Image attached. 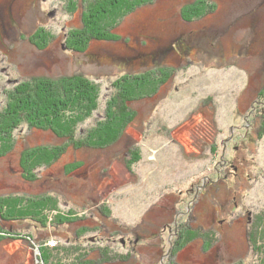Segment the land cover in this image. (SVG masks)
Returning <instances> with one entry per match:
<instances>
[{
  "label": "rangeland",
  "instance_id": "1",
  "mask_svg": "<svg viewBox=\"0 0 264 264\" xmlns=\"http://www.w3.org/2000/svg\"><path fill=\"white\" fill-rule=\"evenodd\" d=\"M197 1L154 0L121 21L117 41L73 53L65 37L81 27L77 0H0V107L21 81L84 74L102 99L81 135L103 120L116 80L160 67L174 75L132 105L119 142L67 146L32 182L21 155L65 142L26 126L14 132L0 158V199L50 197L57 210L45 224L10 223L20 237L0 242V264H43L42 248L67 264H121L110 261L128 254L130 264H169L190 225L206 239L184 244L175 263L264 264V136L256 133L264 121V0H206L214 10L185 22L181 10ZM40 30L53 37L44 50L26 40ZM55 216L73 222L56 226Z\"/></svg>",
  "mask_w": 264,
  "mask_h": 264
},
{
  "label": "trees",
  "instance_id": "2",
  "mask_svg": "<svg viewBox=\"0 0 264 264\" xmlns=\"http://www.w3.org/2000/svg\"><path fill=\"white\" fill-rule=\"evenodd\" d=\"M153 2L154 0H77L72 4V13L78 7L81 8V27L66 34L67 49L73 53H83L91 42L117 41L119 38L114 35V31L121 21L137 9L151 5ZM213 10L214 6L208 1L199 0L183 8L181 18L185 22H190ZM26 40L36 49L44 50L53 37L40 30ZM173 76L172 69L160 67L137 75H125L116 80L111 86V95L105 103L103 120L98 121L81 135L78 133L79 129L101 107L102 92L97 83L84 74L56 78L38 76L21 81L4 93L5 103L0 107V158L10 152L14 144L12 136L22 126L49 131L57 139L65 142L63 146L58 147L29 149L21 155V169L26 177L23 176L30 182L35 179L36 170L49 166L67 146L75 150L83 148L104 150L113 146L124 136L133 121L135 113L132 105L154 96L160 87L172 80ZM262 89L264 91V88ZM259 98L264 100L261 94ZM263 127L264 121L257 126L256 133L259 139L264 136ZM133 156H135L133 163L136 164L140 160L139 155L136 153ZM56 202V199L50 197L7 196L1 198L0 242L15 239L16 236L13 237L11 234L16 233L9 229L10 227L7 228L10 223L32 221L45 224L51 215L49 212L57 210ZM59 217L62 218V216L54 217V220L58 222L56 226L73 222L68 217L64 218L66 221L59 220ZM190 219L193 218L190 217ZM190 227L186 231L187 235H181L180 246L174 249L175 257L184 244H189L194 239H206V231L200 228L195 229L192 225ZM18 237L20 236L17 235L16 238ZM53 251L58 250L41 249L40 260L43 264L49 262L67 264L55 260L56 253ZM173 256L169 264H177L173 261L175 258ZM90 262L101 264L107 261L91 260ZM111 262L130 264V255L116 256L111 259Z\"/></svg>",
  "mask_w": 264,
  "mask_h": 264
},
{
  "label": "flooded vegetation",
  "instance_id": "3",
  "mask_svg": "<svg viewBox=\"0 0 264 264\" xmlns=\"http://www.w3.org/2000/svg\"><path fill=\"white\" fill-rule=\"evenodd\" d=\"M253 111V110H252ZM253 124V126H254V123H252ZM255 128V127H254ZM253 128V131L255 132V129ZM227 164V163H226ZM237 169V168H236ZM218 172H219V170H218ZM221 177H222V175H219L218 177H217V180H219V179H221ZM225 179V178H224ZM214 184V182H211V184ZM203 192H205V190H202V193Z\"/></svg>",
  "mask_w": 264,
  "mask_h": 264
}]
</instances>
